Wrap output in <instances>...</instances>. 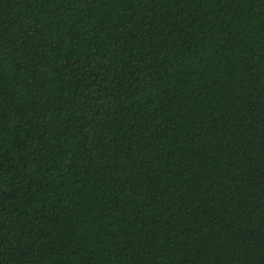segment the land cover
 <instances>
[{
    "label": "trees",
    "instance_id": "16d2710c",
    "mask_svg": "<svg viewBox=\"0 0 264 264\" xmlns=\"http://www.w3.org/2000/svg\"><path fill=\"white\" fill-rule=\"evenodd\" d=\"M0 264H264V0H0Z\"/></svg>",
    "mask_w": 264,
    "mask_h": 264
}]
</instances>
